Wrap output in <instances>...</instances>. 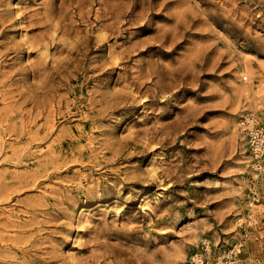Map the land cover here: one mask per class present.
<instances>
[{
	"label": "rangeland",
	"instance_id": "374dc122",
	"mask_svg": "<svg viewBox=\"0 0 264 264\" xmlns=\"http://www.w3.org/2000/svg\"><path fill=\"white\" fill-rule=\"evenodd\" d=\"M263 89L264 0H0V264H264Z\"/></svg>",
	"mask_w": 264,
	"mask_h": 264
},
{
	"label": "built area",
	"instance_id": "2783aa9c",
	"mask_svg": "<svg viewBox=\"0 0 264 264\" xmlns=\"http://www.w3.org/2000/svg\"><path fill=\"white\" fill-rule=\"evenodd\" d=\"M253 124V123H252ZM249 138L252 148L257 159L258 165L264 164V129L252 125L249 129ZM190 264H209L207 259L201 253H194Z\"/></svg>",
	"mask_w": 264,
	"mask_h": 264
},
{
	"label": "bare ground",
	"instance_id": "6f19581e",
	"mask_svg": "<svg viewBox=\"0 0 264 264\" xmlns=\"http://www.w3.org/2000/svg\"><path fill=\"white\" fill-rule=\"evenodd\" d=\"M99 30L102 31V29H99ZM245 62H246V61H245ZM245 64H246V63H245ZM245 68H246V67H245ZM247 71L249 72V69H248ZM245 75H246L245 73L242 74L243 78H244V79H247V76H245ZM244 86H245V85H244ZM247 89H248V88H247ZM244 90H246V89H243L242 91H244ZM261 90H262V89H261ZM261 90H260V91H261ZM263 90H264V89H263ZM247 91H248V90H247ZM245 93H246V92H245ZM255 93H256V92H255ZM238 97H240V96H238ZM259 97H260V96H259ZM252 98H253V97H252ZM248 116H249V121H248V123H249V124H252V123H253V122H252V115L249 114ZM248 116H247V117H248ZM253 120H254V118H253ZM247 132H249V130H247ZM202 240H203L204 242H207L208 238H206V239H202ZM181 256H182V255H181ZM183 261H184V260H183ZM182 264H183V262H182Z\"/></svg>",
	"mask_w": 264,
	"mask_h": 264
}]
</instances>
